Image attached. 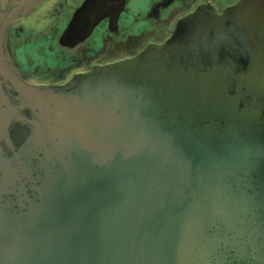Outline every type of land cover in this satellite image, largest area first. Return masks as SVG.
I'll return each instance as SVG.
<instances>
[{
    "label": "water",
    "instance_id": "obj_1",
    "mask_svg": "<svg viewBox=\"0 0 264 264\" xmlns=\"http://www.w3.org/2000/svg\"><path fill=\"white\" fill-rule=\"evenodd\" d=\"M42 1L0 11V75L34 116L0 157V264H264V0L199 9L63 92L6 50Z\"/></svg>",
    "mask_w": 264,
    "mask_h": 264
},
{
    "label": "flooded vegetation",
    "instance_id": "obj_2",
    "mask_svg": "<svg viewBox=\"0 0 264 264\" xmlns=\"http://www.w3.org/2000/svg\"><path fill=\"white\" fill-rule=\"evenodd\" d=\"M21 0H0L9 13ZM241 0H43L9 24L6 50L26 84L69 91L96 68L134 59L167 42L199 9L225 13ZM0 157L11 158L29 136L33 110L0 75ZM10 105L15 109L11 111Z\"/></svg>",
    "mask_w": 264,
    "mask_h": 264
}]
</instances>
